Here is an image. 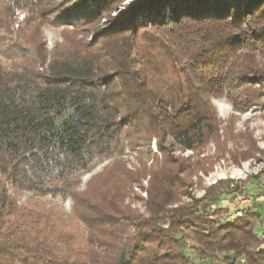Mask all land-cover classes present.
Returning a JSON list of instances; mask_svg holds the SVG:
<instances>
[{
    "label": "trees",
    "instance_id": "1",
    "mask_svg": "<svg viewBox=\"0 0 264 264\" xmlns=\"http://www.w3.org/2000/svg\"><path fill=\"white\" fill-rule=\"evenodd\" d=\"M123 1L67 0L57 19L100 21ZM27 11L36 19L7 30L10 64L0 62V264H195L183 252L187 242L199 260L264 264V241L255 231L260 216L249 209L224 223L228 210L205 205L236 188L220 180L195 198L187 178L208 169L172 157L218 141L222 122L212 100L224 98L236 112L261 106L264 0H134L89 43L74 39L51 52L33 22H48L57 10ZM146 33L166 39L183 77L179 109L168 98L152 110L145 99L137 47ZM144 139H155L161 161L148 170V216L135 219L136 235L124 248L113 230L122 221L119 193L106 210L77 188L96 162L116 163L127 143L142 146ZM7 186L69 198L72 216L88 230L86 245L55 229L62 215L16 207Z\"/></svg>",
    "mask_w": 264,
    "mask_h": 264
},
{
    "label": "rangeland",
    "instance_id": "2",
    "mask_svg": "<svg viewBox=\"0 0 264 264\" xmlns=\"http://www.w3.org/2000/svg\"><path fill=\"white\" fill-rule=\"evenodd\" d=\"M133 1L124 0L121 4L115 5L114 11L105 12L100 21L67 23L57 19L66 7L67 0H61L59 4L57 3L58 5L50 3L49 0H0V62L6 67L10 64L4 55L6 40L10 39L7 30L11 29V26L15 30H23L27 28L25 22L27 19L31 21L36 19L35 16L31 17L27 10H34L35 13L39 12L38 10L44 13L46 12L44 10L51 12L53 8L57 10L58 15L54 13L46 15L45 18H50L48 22H33L39 25L43 42L47 50L51 52L54 47L74 39L89 43L90 37L102 29L109 18L115 17L125 5ZM165 41L166 39H162L161 36L146 33L142 34L137 47V55L142 61L141 74L146 80L143 92L152 110L156 109L159 100L168 104V98L174 101L176 109L184 103L183 77L166 51ZM211 105L222 122L218 141L209 142L199 151L175 152L172 157L182 164L188 163L208 169L207 174L194 173L187 178V182L191 183L188 188L191 196L200 198L205 188L224 180L225 186L236 188L232 195L223 198L225 204L234 208L235 193L253 198L255 190L252 191V188L262 189L264 192V181L259 175L264 169V95L261 106L245 112L234 111L224 98L212 100ZM142 142L140 144L142 146H131L127 143L124 153L116 163L112 160L96 162L89 172L81 174L77 188L79 193L85 194L88 202L105 206L106 210L114 208L111 203L115 201L113 199L115 194L119 193L116 204L121 212L117 213L116 220L122 218V221L113 230L117 234V242L121 247L135 237L136 231L133 227L135 219L148 216L145 210L148 170L156 164V161H161L155 139H152L149 144L146 139ZM250 152V158L245 159ZM251 179L253 182L249 183ZM130 180L134 182L129 183ZM245 185L249 187V191H244ZM6 190L9 198L19 209H28L30 212L42 210L44 213L55 216V219L58 214L62 215L61 222H54L55 229H62L66 233L82 237L83 244L86 245V241L90 238L88 230L72 216L73 205L69 198L41 197L10 186H7ZM186 200L182 199V201ZM232 203H234L233 206ZM214 204L208 202L205 205L211 209L214 208ZM220 221L224 222L225 218H221ZM84 245L77 243L75 248L85 249ZM192 248V244L187 242L183 246V252L195 264H216L209 259L202 262L196 257Z\"/></svg>",
    "mask_w": 264,
    "mask_h": 264
},
{
    "label": "crops",
    "instance_id": "3",
    "mask_svg": "<svg viewBox=\"0 0 264 264\" xmlns=\"http://www.w3.org/2000/svg\"><path fill=\"white\" fill-rule=\"evenodd\" d=\"M250 182L252 183L253 180L251 179ZM251 188V187H250ZM248 189V190H247ZM264 189V188H263ZM252 191H254V194L252 196H254L252 199H253V204L251 206V210L253 213L255 214H258L260 216V219L257 223V226L255 228V231H256V234L263 239L264 241V192L262 189H258L256 190L255 188L251 189ZM244 191H249V187L245 185L244 187ZM244 193V192H243ZM232 195V192L231 193H227V194H224V195H221L219 196V200H217L218 198H216V200L214 201V207H218V208H223V209H226L228 210V214L225 218V222H231L234 220L233 217H231V213H232V208H230L227 204L224 203V199L225 197L227 196H230ZM232 197V196H231ZM224 198V199H223ZM234 203H232V206H233ZM236 205H238V203L236 202L235 203ZM240 206V205H239ZM262 248L264 249V243L262 245ZM229 256H231V254H229ZM221 258V257H220ZM207 260V259H205ZM205 260H201L202 262L205 261Z\"/></svg>",
    "mask_w": 264,
    "mask_h": 264
},
{
    "label": "built area",
    "instance_id": "4",
    "mask_svg": "<svg viewBox=\"0 0 264 264\" xmlns=\"http://www.w3.org/2000/svg\"><path fill=\"white\" fill-rule=\"evenodd\" d=\"M260 179L264 181V176L261 175ZM235 197L238 205H236L232 209L231 217H233L234 219L241 217L243 214H245V212L249 210L253 204V199L249 196H245L244 194L239 195L238 193H235Z\"/></svg>",
    "mask_w": 264,
    "mask_h": 264
}]
</instances>
